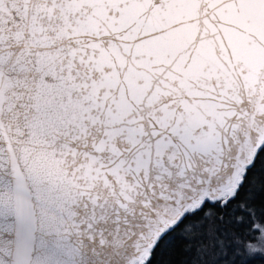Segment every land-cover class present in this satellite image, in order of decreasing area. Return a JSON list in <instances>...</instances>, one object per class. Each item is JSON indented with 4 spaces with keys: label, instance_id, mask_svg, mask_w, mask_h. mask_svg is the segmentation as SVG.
Returning a JSON list of instances; mask_svg holds the SVG:
<instances>
[{
    "label": "snow or ice",
    "instance_id": "1",
    "mask_svg": "<svg viewBox=\"0 0 264 264\" xmlns=\"http://www.w3.org/2000/svg\"><path fill=\"white\" fill-rule=\"evenodd\" d=\"M264 264V0H0V264Z\"/></svg>",
    "mask_w": 264,
    "mask_h": 264
},
{
    "label": "trees",
    "instance_id": "2",
    "mask_svg": "<svg viewBox=\"0 0 264 264\" xmlns=\"http://www.w3.org/2000/svg\"><path fill=\"white\" fill-rule=\"evenodd\" d=\"M257 264H259V262H257Z\"/></svg>",
    "mask_w": 264,
    "mask_h": 264
}]
</instances>
